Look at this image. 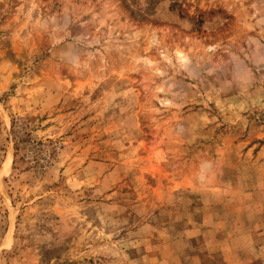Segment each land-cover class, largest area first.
<instances>
[{"label":"rangeland","instance_id":"374dc122","mask_svg":"<svg viewBox=\"0 0 264 264\" xmlns=\"http://www.w3.org/2000/svg\"><path fill=\"white\" fill-rule=\"evenodd\" d=\"M0 264H264V0H0Z\"/></svg>","mask_w":264,"mask_h":264},{"label":"bare ground","instance_id":"6f19581e","mask_svg":"<svg viewBox=\"0 0 264 264\" xmlns=\"http://www.w3.org/2000/svg\"><path fill=\"white\" fill-rule=\"evenodd\" d=\"M6 164V163H5ZM6 166V165H5Z\"/></svg>","mask_w":264,"mask_h":264}]
</instances>
